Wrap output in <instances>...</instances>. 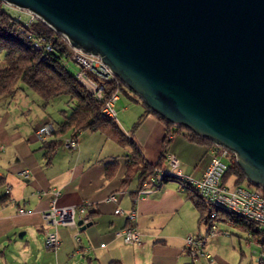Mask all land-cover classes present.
<instances>
[{"label": "water", "instance_id": "obj_1", "mask_svg": "<svg viewBox=\"0 0 264 264\" xmlns=\"http://www.w3.org/2000/svg\"><path fill=\"white\" fill-rule=\"evenodd\" d=\"M4 1L99 55L155 114L229 148L264 189V0Z\"/></svg>", "mask_w": 264, "mask_h": 264}, {"label": "crops", "instance_id": "obj_2", "mask_svg": "<svg viewBox=\"0 0 264 264\" xmlns=\"http://www.w3.org/2000/svg\"><path fill=\"white\" fill-rule=\"evenodd\" d=\"M26 109L30 110L29 107ZM145 110L146 105L132 116L136 119L132 129H123L134 140L143 157L151 164L159 163L158 168L163 170L167 165L162 153L170 151L181 161L186 174L200 177L208 162L209 145L192 142L181 135H168L169 142L164 141L166 128L163 121ZM32 119L25 132H18L13 126L8 129L7 118L0 123V246L5 239L18 248L17 253L11 251L12 260L5 259V263H195V258L184 247L185 237L198 217L197 209L187 197V188L168 178L159 189L134 198L131 192L137 189L136 178L121 187L130 147L120 146L98 131L81 132L76 149L61 146L48 162L43 143L30 141L27 135L42 123L55 119L46 109H38ZM137 121L138 125L133 127ZM50 138L54 136L47 139ZM107 166L114 168L115 173L111 177L106 174ZM25 169L30 174L23 178L19 172ZM7 185L11 188L9 193ZM54 190L60 191L59 206L91 201L92 224L81 230V243L76 240L73 229L59 226L60 247L44 250L42 246L38 247L40 238L37 233L49 229L42 211L50 206ZM111 194L119 197L117 204L107 201ZM117 206L126 211H136L134 225L140 234V244H127L115 236V231L129 224L123 215L114 212ZM197 221L199 224L200 220ZM18 231L23 235L32 233L31 241L26 244L18 242L15 239ZM218 239L215 236L212 241ZM34 257L36 260L32 259Z\"/></svg>", "mask_w": 264, "mask_h": 264}, {"label": "trees", "instance_id": "obj_3", "mask_svg": "<svg viewBox=\"0 0 264 264\" xmlns=\"http://www.w3.org/2000/svg\"><path fill=\"white\" fill-rule=\"evenodd\" d=\"M30 33L32 38L29 37ZM41 37L55 45L53 51L35 45L34 39ZM0 50L4 52L3 62L0 61V97H14L19 90L29 88L40 96L43 109H46L55 98L67 97L68 108L60 110L63 119L50 121L54 126L52 134L54 138L41 141L47 161H52L59 148L64 146L67 137L78 136L85 130L98 131L118 145L130 147V153H128L125 163L126 171L121 179V187H125L132 179L136 178L138 181L137 189L131 192L135 198L142 183L155 173L159 163H149L136 147L134 140L122 129L116 119L102 113L103 103L87 92L80 84L77 72L74 73L69 69L73 48L63 35L44 22H39L33 27L26 26L15 19L4 8V1L0 0ZM108 85L107 94H112L120 89L129 96L121 81L117 84L109 83ZM137 100L143 102L141 99ZM145 112L153 113L163 121L166 128L164 141L169 142L167 140L168 135H181L198 144L211 145L213 143L206 137L198 136L183 126H176L168 122L160 115L152 112L147 106ZM138 122L133 127H136ZM166 152L162 153L163 157ZM114 173V168L107 166V176L111 177ZM168 178L175 179L164 177L162 180ZM229 179H233L235 184L247 183L242 169L236 163L229 167L223 175V181ZM250 185V183L246 184V186ZM186 188L189 191L187 197L200 213L199 220L205 225L209 224L210 217L206 213L203 202L192 187L187 186ZM256 188L262 190L259 187ZM213 221L230 222L245 230L247 237L250 234V238L254 241L261 235L260 229L252 221L222 207L216 208V216ZM258 264H264V257L258 261Z\"/></svg>", "mask_w": 264, "mask_h": 264}, {"label": "built area", "instance_id": "obj_4", "mask_svg": "<svg viewBox=\"0 0 264 264\" xmlns=\"http://www.w3.org/2000/svg\"><path fill=\"white\" fill-rule=\"evenodd\" d=\"M4 8L15 19L21 21L28 27H33V25L39 22L47 24L39 14L31 10L20 8L6 1H4ZM47 25L51 27L49 24ZM62 35L73 48L70 60H74L79 65L77 71L78 81L87 92L91 93L98 101L103 103L102 113L110 118L116 119L117 111L115 103L118 100L117 91L112 94H107L106 90L109 83L117 84L121 80L102 61L99 55L85 53L83 50L73 47L68 36L66 34ZM29 37L32 38L31 33ZM34 43L36 46L46 48L48 51H53L55 46L44 37L34 39ZM53 132V124L47 121L35 129L33 138L37 141H43L50 137ZM64 147L76 149L78 147V136L72 135L67 137L64 141ZM164 158L167 165L166 169L162 170L157 168L155 173L142 183L136 199L145 193L159 189L164 177H173L180 183L181 187L186 188L190 186L195 190L206 207V213L209 215L210 220L209 224L205 225V234H188L185 237L184 247L187 253L193 258L202 256L210 262L214 260V257L205 251V245L209 236L215 237L220 232L217 228V223L213 220L216 216V208L222 207L252 221L260 229L261 235L257 237L256 242L260 246L258 261L261 260L264 257V189L260 192L251 186L235 184L232 179L223 181L225 171L236 163L235 153L225 146L215 143L209 145L208 162L200 177H193L186 174L183 171L181 161L174 153L167 151ZM29 174L30 171L28 169L19 172V175L23 178L28 177ZM6 189L8 193L11 191L8 185ZM59 194L60 191L54 190L50 206L42 211L45 224L49 228L51 227V229L47 230L46 247L48 249H58L61 245L57 231L59 226H66L73 229L76 240L81 243V229L78 221L83 220L84 224L91 221V211L93 209L91 201L86 200L78 205L59 206L57 204ZM107 201L117 204L119 197L111 194L108 196ZM21 212L25 213V210H21ZM114 212L123 215L129 223L127 226L115 231V236L121 238L127 244H140V234L134 225L136 211L134 209L126 211L117 206ZM248 237H251V235L248 234Z\"/></svg>", "mask_w": 264, "mask_h": 264}, {"label": "rangeland", "instance_id": "obj_5", "mask_svg": "<svg viewBox=\"0 0 264 264\" xmlns=\"http://www.w3.org/2000/svg\"><path fill=\"white\" fill-rule=\"evenodd\" d=\"M3 59L4 52L0 50V61L3 62ZM69 69L76 73L79 69L78 63L74 60H70ZM123 85L125 86L129 96L126 95L123 90L118 89V100L115 103V108L117 111L116 122L126 131L130 130L132 123L134 122L133 120H136L133 119L132 116H135L139 112L138 110L144 107L145 104L140 100H137L140 99L137 94L130 90L124 83ZM66 101V96L57 97L46 108V111L54 119L61 120L63 119V116L60 110L68 108ZM41 104L42 99L40 96L29 88L19 90L15 97L1 96L0 123L4 120V118H7L8 129L13 126L14 129H18V132H25L27 127L31 125L30 123L33 120L32 118L38 112V109L43 111ZM26 107H29L30 110L26 109ZM33 135L34 131L32 130L28 133L27 139L36 143L41 142L35 141L33 139ZM246 182L249 183L247 179ZM247 183L244 182L242 185L245 186ZM250 186L252 188H256L252 184ZM259 191L262 192L261 190ZM197 214L198 217L195 220V225L189 234H205V224L203 223V225L201 221L198 224L197 221L200 218L198 210ZM216 223L217 228L220 231L216 234V237L219 239L214 242L212 241L213 237L209 236L205 245V251L210 253L212 257H214V260L209 262L207 258L199 256L195 258L194 264H258L260 246L256 240L254 241L250 237H247L245 230L231 224L230 222L217 221ZM21 233L22 231H18V233L15 234V239L18 242L26 244L28 241H31L32 233L23 235L24 237L20 238ZM37 236L40 238V245H38V247L42 246V249L46 250L47 232H38ZM2 242L3 245L0 246V264H7L5 263V259H8L9 261L12 260L11 251L17 253L18 248L14 245L15 243L10 244V242L5 239ZM5 242L6 244L4 245ZM32 259L36 260V257Z\"/></svg>", "mask_w": 264, "mask_h": 264}]
</instances>
